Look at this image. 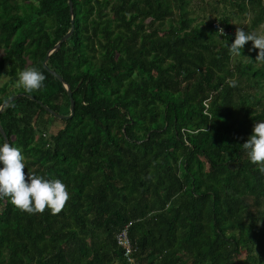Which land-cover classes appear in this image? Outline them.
<instances>
[{
  "label": "trees",
  "instance_id": "16d2710c",
  "mask_svg": "<svg viewBox=\"0 0 264 264\" xmlns=\"http://www.w3.org/2000/svg\"><path fill=\"white\" fill-rule=\"evenodd\" d=\"M71 1L73 33L47 60L74 99L59 119L37 101L70 113L42 65L71 27L68 1L0 0V104L24 94L0 124L25 171L71 197L55 215L0 199V264H125L115 235L126 226L140 264H237L240 252L238 264H264V174L242 148L264 121L259 50L247 42L232 63L233 24L213 3L201 26L191 0ZM223 1L252 13L256 32L264 0ZM29 66L46 77L32 93L16 86Z\"/></svg>",
  "mask_w": 264,
  "mask_h": 264
},
{
  "label": "clouds",
  "instance_id": "9594fccd",
  "mask_svg": "<svg viewBox=\"0 0 264 264\" xmlns=\"http://www.w3.org/2000/svg\"><path fill=\"white\" fill-rule=\"evenodd\" d=\"M219 32L224 34L222 28ZM247 42L252 43L253 49L259 50L255 60L264 63V34L247 32L242 27L236 28L235 39L228 45L229 54L241 56ZM17 77L16 86L23 88L26 93L40 90L46 79L34 66L18 71ZM232 86H235L234 82ZM242 148L250 162L257 165L261 174H264V121L254 123L252 134L242 144ZM25 169V156L19 147H14L7 141L0 145V199L8 198L14 207L28 214H43L46 210H50L53 215L58 214L71 198L67 185L58 178H45L35 171L26 172ZM132 244L134 245L133 242ZM135 253L136 251L134 257L140 264Z\"/></svg>",
  "mask_w": 264,
  "mask_h": 264
},
{
  "label": "rangeland",
  "instance_id": "374dc122",
  "mask_svg": "<svg viewBox=\"0 0 264 264\" xmlns=\"http://www.w3.org/2000/svg\"><path fill=\"white\" fill-rule=\"evenodd\" d=\"M209 3H213L214 6L217 7V10L219 12H226L229 22L233 24V30L236 31L237 27H242L246 30L247 27H249V19L252 17V13H243L240 14L238 12V8L235 6H232L228 2H224L223 0H191L189 8H190V15L196 16V23L200 24L201 26L206 25L210 20H213L215 18L214 14L211 13V7ZM203 8V9H202ZM202 9V10H201ZM221 25L220 21L214 20V22ZM212 27H214L212 22ZM255 31L258 34H264V20H259L255 22ZM247 56L244 54H241V56H233L232 63L239 59L240 61H246ZM8 78V76L5 73V68L1 70L0 72V86L5 82V80ZM264 91V84H263V90ZM262 101L264 102V97L262 98ZM57 127L61 126V122H56ZM56 127L50 128V130L54 131ZM204 161V160H203ZM204 164L206 165V162L204 161ZM245 257L244 252H240L237 256V264L241 262Z\"/></svg>",
  "mask_w": 264,
  "mask_h": 264
},
{
  "label": "water",
  "instance_id": "95a60500",
  "mask_svg": "<svg viewBox=\"0 0 264 264\" xmlns=\"http://www.w3.org/2000/svg\"><path fill=\"white\" fill-rule=\"evenodd\" d=\"M68 1V5H69V13H70V22H71V27L69 29V31L67 33H65L57 42L56 44L47 51L44 59H43V62H42V65L43 67L48 71L50 72L52 75H54L59 81L62 82V85L63 87L65 88L68 96H69V100H70V113L68 115H62V114H59L57 112H55L54 110H52L51 108H49L47 105L43 104L41 101H37L44 109H46L50 114H52L54 117H57L59 119H68L70 117H72L73 113H74V99L72 97V90L70 89V86L69 84H67L63 77L61 75H59L58 73H56L54 70H52L51 68L48 67L47 65V60L49 58V55L55 51H57L61 45V43L63 41H65L72 33H73V29H74V14H73V5H72V1L71 0H67ZM21 95H24L23 93H18V94H15L14 96H11V97H8L5 101H3L1 104H0V113L3 109V107L9 102V101H12L14 99H16L17 97L21 96ZM29 98L31 99H34V97H32L31 95L29 94H26ZM0 134L2 135L3 139H4V142L7 141V138H6V135H5V132L0 124Z\"/></svg>",
  "mask_w": 264,
  "mask_h": 264
},
{
  "label": "built area",
  "instance_id": "2783aa9c",
  "mask_svg": "<svg viewBox=\"0 0 264 264\" xmlns=\"http://www.w3.org/2000/svg\"><path fill=\"white\" fill-rule=\"evenodd\" d=\"M214 28L218 30L221 29V25L218 23L213 22ZM223 29V28H222ZM225 33V31L223 30ZM220 33V32H219ZM116 241L119 247L123 249V256L126 259V264H138L135 257L134 252L136 251V247L132 244L131 240L128 237V231L127 226L122 228L117 234H116Z\"/></svg>",
  "mask_w": 264,
  "mask_h": 264
}]
</instances>
